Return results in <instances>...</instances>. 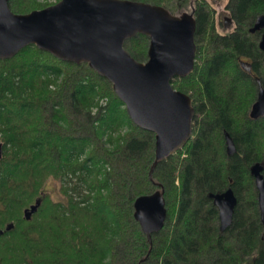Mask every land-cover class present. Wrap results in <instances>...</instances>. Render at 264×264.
<instances>
[{"label": "trees", "instance_id": "16d2710c", "mask_svg": "<svg viewBox=\"0 0 264 264\" xmlns=\"http://www.w3.org/2000/svg\"><path fill=\"white\" fill-rule=\"evenodd\" d=\"M139 1L195 18L194 68L170 81L198 99L191 138L150 177L154 133L132 122L111 83L87 63L60 60L34 44L0 59V264H264V214L250 173L262 163L264 178V116H249L256 78L264 87L261 31L249 29L264 14V0H227L226 31L208 0ZM48 5L8 1L21 14ZM148 44L139 33L124 47L143 61ZM49 179L59 180L60 198L46 189ZM156 183L167 214L150 245L133 202ZM228 187L236 205L221 232L209 193Z\"/></svg>", "mask_w": 264, "mask_h": 264}, {"label": "water", "instance_id": "95a60500", "mask_svg": "<svg viewBox=\"0 0 264 264\" xmlns=\"http://www.w3.org/2000/svg\"><path fill=\"white\" fill-rule=\"evenodd\" d=\"M9 0H0V59H9L26 45L34 44L63 61L87 63L112 85L116 96L138 127L151 131L155 137L157 162L181 149L192 135L194 107L187 93L174 89V77H185L194 68L196 44L195 18L191 13L176 15L161 5L139 0H59L54 4L28 13H14ZM231 24L224 17V27ZM250 32L261 31L258 42L264 62V14L256 17ZM149 38L147 59L138 61L125 49L124 42L137 34ZM246 71L251 63L239 61ZM257 82L256 99L249 116H264V87ZM228 155L235 152L231 137L224 133ZM2 143L0 142V157ZM262 163L250 166L258 193L263 219L264 178ZM157 184V183H156ZM140 195L133 202V215L151 245L152 234L163 227L166 219L164 187ZM218 210L219 230L232 221L236 197L232 188L209 193ZM39 200L24 210L29 220L37 210ZM13 226H6V230ZM3 232L0 229V234Z\"/></svg>", "mask_w": 264, "mask_h": 264}, {"label": "rangeland", "instance_id": "374dc122", "mask_svg": "<svg viewBox=\"0 0 264 264\" xmlns=\"http://www.w3.org/2000/svg\"><path fill=\"white\" fill-rule=\"evenodd\" d=\"M40 3H49L54 4L56 0H38ZM212 6V8L215 10V16L217 17V20H222V23L224 22V17L229 16L227 10L225 9V4L227 3V0H208ZM220 25V24H219ZM218 25V26H219ZM230 29V27H228ZM219 30L226 31L228 29L223 28V25L221 27L219 26ZM145 61V60H143ZM192 99L196 100L198 102V99L194 93L188 94ZM60 183L57 179H49L46 184V189L50 192L53 199H58L61 197L60 192Z\"/></svg>", "mask_w": 264, "mask_h": 264}]
</instances>
